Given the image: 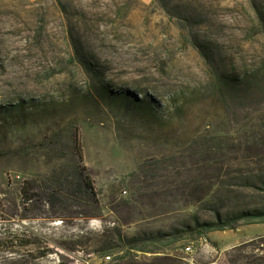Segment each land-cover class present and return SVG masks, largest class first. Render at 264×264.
Returning a JSON list of instances; mask_svg holds the SVG:
<instances>
[{"label": "rangeland", "instance_id": "374dc122", "mask_svg": "<svg viewBox=\"0 0 264 264\" xmlns=\"http://www.w3.org/2000/svg\"><path fill=\"white\" fill-rule=\"evenodd\" d=\"M94 1L0 0V264L264 262V223L243 220L233 229L191 232L161 252L121 248L108 253L112 259L106 261L96 251L114 226L132 236L183 227L193 214L215 220L214 211L200 202L169 205V188L193 177L214 184L206 201L233 200L224 212L233 210L235 197L260 192L230 187L228 180L237 169L264 174V151L254 146L264 137V98L239 110L211 88L218 72L264 71V26L258 15L264 13V0H153L147 5L128 0L124 6L127 0ZM60 2L77 20L79 34L94 37L99 19L97 33L116 44L95 42L103 64L97 70L61 71L57 62L68 57L67 47L51 52L47 45L44 51L35 45L43 21L52 41L69 30ZM112 21L119 30H112ZM193 36L210 43V59L193 46ZM177 92L185 95L175 106L168 98ZM17 101L22 105L3 106ZM54 132L64 136L59 147L64 157L52 156L42 145L43 136ZM75 133L95 181L101 216L75 219L69 210L64 220L54 219L46 202H26L21 189L55 166L74 164L78 156L67 140ZM127 200L130 208L123 207ZM243 202L240 207L255 204Z\"/></svg>", "mask_w": 264, "mask_h": 264}, {"label": "trees", "instance_id": "16d2710c", "mask_svg": "<svg viewBox=\"0 0 264 264\" xmlns=\"http://www.w3.org/2000/svg\"><path fill=\"white\" fill-rule=\"evenodd\" d=\"M131 1L141 5H147L141 0ZM128 2L129 1L127 0V2L123 1V3H121L124 6L128 4ZM60 3L62 12L67 15V25L69 26V30L64 32L63 38H60L61 40L52 41V39L50 40L48 24L43 21L39 27V34L35 38V45L38 46L40 51H44L45 48H47V45L51 52H53L54 48L59 45H65L67 47L68 57H62L60 58V62H57L61 71L67 70L71 67L80 70L84 69L86 71L97 70L96 68L103 64L102 56L94 51L95 42H100L103 47H108L109 45L115 47L116 44H109L107 43L108 40L106 36H100L101 34L105 35V33H97V30H99L100 27L97 23L99 19L94 20L96 22L93 24L96 30L95 34H93L94 37L79 34L76 28L78 27L77 20H75L73 14L68 15L69 12L66 5L62 2ZM117 6H119L118 3ZM121 8L122 7L119 8L120 12L122 10ZM128 8H131V6H128ZM258 15L263 19L261 21L264 26V13L259 12ZM196 17H201V14H196L195 18ZM111 23L113 27L112 30H119V26H116L113 21ZM94 27L91 29L94 30ZM258 32L259 29L257 27V33ZM48 42H50L49 45ZM192 44L205 59H210L212 57L211 55L213 52L211 53L210 51L209 42L204 41L199 36H193ZM54 69L55 67H52V70ZM214 80L213 87L211 88L213 94H217V96L227 101V103L231 101L233 103L231 105L239 110L255 106L264 98V71L262 69H254L252 72H248L247 70V72L241 74L238 73L237 75L222 71L221 73L218 72V74H216ZM211 86L212 85H208L206 88ZM184 95L185 92H183V94L177 92L176 94L174 93L170 95L168 100L177 106V101L182 99ZM134 97L138 100L136 95ZM146 97L148 98V95ZM18 99H20V97L17 98V100ZM19 101L16 103L14 102V104H5L3 106L4 108L6 107L5 109L7 110L10 108H16L22 105ZM63 141L64 136L60 135L58 132L52 134L46 133L43 136L42 145L50 149L52 156L64 157L66 154L59 153V147L65 143ZM68 141H70L74 152L78 156V159L75 160L74 164L55 166L48 174L40 177V180L34 179L31 182H27V187L21 189L22 196L26 202L33 200L46 202L53 211L52 217L54 219L64 220L69 216V210H71V216L75 219L98 218L101 216L102 211L99 195L95 181L92 178L88 167L83 163V152L78 133L72 134L70 140L68 138L67 142ZM263 142L264 137H262L259 142L255 141L254 146L258 151H264ZM192 155H194V151H191L190 156ZM255 155L259 156V152ZM260 158L264 159L263 157ZM184 170L186 172L188 171L191 175L192 169L187 163ZM222 170V167H217L218 173H221ZM234 172L237 174H234L228 180L230 181V187H251L260 192L235 197L236 202H234V208L232 211L226 210L224 212V207L229 206L227 204L233 202L231 199L215 197V201L212 203L206 201L205 197L210 194L214 184L197 180L193 177L191 180L185 181V184L169 188V205L179 202L186 204L200 202L202 203L203 209L214 211L216 217L215 220H200L198 214H193L191 217L192 221L184 223L183 227H172L167 230L158 229L154 231H142L132 236L124 233L121 227L114 226V228L108 229L105 243L98 247L96 251L102 255H108V253H113L115 250L122 251L121 248H127L128 251L136 250L139 252L155 253L161 252L163 247H167L168 245L181 240L191 232L193 233L196 231L201 235L210 231L233 229L241 220L246 223H264V174H246L241 169L234 170ZM32 188H36L38 191L31 192ZM177 192L182 193L180 198L176 196ZM246 197L251 199L247 200ZM240 201H245L246 204L244 206H248L247 204H253L249 202H254L255 206L240 207ZM123 207L130 208L129 200H127V203H125ZM29 244L32 243L29 241ZM44 254H48V250H45ZM125 257L126 256H120L121 259H124ZM263 263L264 262L261 260L258 264Z\"/></svg>", "mask_w": 264, "mask_h": 264}, {"label": "built area", "instance_id": "2783aa9c", "mask_svg": "<svg viewBox=\"0 0 264 264\" xmlns=\"http://www.w3.org/2000/svg\"><path fill=\"white\" fill-rule=\"evenodd\" d=\"M185 250H186L187 252L191 251V246H186V247H185ZM104 259H105L106 261L111 260V259H112V255H110V254L105 255V256H104Z\"/></svg>", "mask_w": 264, "mask_h": 264}, {"label": "crops", "instance_id": "0c3cea01", "mask_svg": "<svg viewBox=\"0 0 264 264\" xmlns=\"http://www.w3.org/2000/svg\"><path fill=\"white\" fill-rule=\"evenodd\" d=\"M145 3H151L153 0H142Z\"/></svg>", "mask_w": 264, "mask_h": 264}]
</instances>
